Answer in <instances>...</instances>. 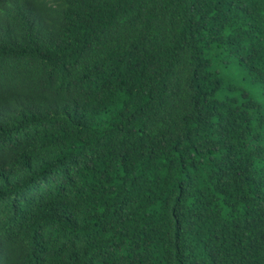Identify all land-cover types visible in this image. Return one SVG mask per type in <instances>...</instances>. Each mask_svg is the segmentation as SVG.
Wrapping results in <instances>:
<instances>
[{"label": "trees", "instance_id": "1", "mask_svg": "<svg viewBox=\"0 0 264 264\" xmlns=\"http://www.w3.org/2000/svg\"><path fill=\"white\" fill-rule=\"evenodd\" d=\"M233 66L264 87V0H0V264H264Z\"/></svg>", "mask_w": 264, "mask_h": 264}, {"label": "rangeland", "instance_id": "2", "mask_svg": "<svg viewBox=\"0 0 264 264\" xmlns=\"http://www.w3.org/2000/svg\"><path fill=\"white\" fill-rule=\"evenodd\" d=\"M231 73H228V76L231 77L234 82L239 86L241 90H246L253 94L259 101L264 103V87L260 84L254 83L250 75L243 71L242 68H235L234 66L231 67ZM227 96L236 97L237 94L230 90L225 92Z\"/></svg>", "mask_w": 264, "mask_h": 264}]
</instances>
